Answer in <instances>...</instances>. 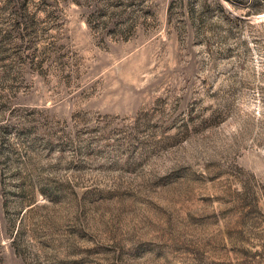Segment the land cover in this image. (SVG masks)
I'll return each instance as SVG.
<instances>
[{"label":"rangeland","instance_id":"374dc122","mask_svg":"<svg viewBox=\"0 0 264 264\" xmlns=\"http://www.w3.org/2000/svg\"><path fill=\"white\" fill-rule=\"evenodd\" d=\"M0 264H264V0H0Z\"/></svg>","mask_w":264,"mask_h":264}]
</instances>
